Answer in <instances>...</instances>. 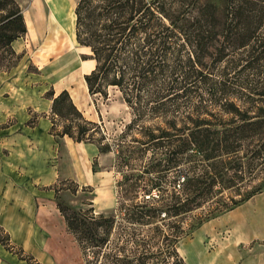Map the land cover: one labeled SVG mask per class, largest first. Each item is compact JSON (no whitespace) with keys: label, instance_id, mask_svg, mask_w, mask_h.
<instances>
[{"label":"trees","instance_id":"obj_1","mask_svg":"<svg viewBox=\"0 0 264 264\" xmlns=\"http://www.w3.org/2000/svg\"><path fill=\"white\" fill-rule=\"evenodd\" d=\"M74 16L88 92L116 87L132 117L112 144L63 88L57 134L130 171L116 212L59 205L66 225L84 264H188L181 239L264 188V0H77ZM26 30L19 2L0 0V57Z\"/></svg>","mask_w":264,"mask_h":264},{"label":"rangeland","instance_id":"obj_2","mask_svg":"<svg viewBox=\"0 0 264 264\" xmlns=\"http://www.w3.org/2000/svg\"><path fill=\"white\" fill-rule=\"evenodd\" d=\"M17 1L28 19L27 30L12 43L15 55L0 57V100L6 101L5 106L0 103V113L5 109L6 129L15 124V131L26 134L28 126L37 127L38 136H44L39 138L38 147L44 146L46 150L42 154L45 166L38 165L34 181L31 176L22 180L19 195L4 201L3 194L0 195L1 223L12 228L18 217H23L30 224L15 234L0 226V243L21 255L26 261L23 264H84L80 246L59 205L82 210L91 206L94 213L116 212L123 173L130 169L118 166L114 150L100 152L95 142L75 141L68 135L57 134L64 121L51 111L50 92L55 94L66 88L84 117L97 122L105 140L112 144L130 121L131 109L116 87L109 86L106 96L88 92L84 73L91 63L83 54L89 53V49L77 43L74 33L77 1L66 2L56 10L57 19L46 5L35 14L47 17L48 23L43 25L31 23L37 10L27 8L30 0ZM12 94L19 100L11 99ZM146 123L165 126L160 118ZM95 135L100 136V132ZM5 155L1 150L0 164L4 167ZM10 155L13 163L20 157L15 149ZM7 175L6 184L21 180L14 170ZM224 194L230 193L225 190ZM7 210L8 214L14 212L15 217L8 215ZM206 210L207 204L194 210L193 216H204ZM178 248L188 264H264V188L233 208L202 221L181 239Z\"/></svg>","mask_w":264,"mask_h":264},{"label":"crops","instance_id":"obj_3","mask_svg":"<svg viewBox=\"0 0 264 264\" xmlns=\"http://www.w3.org/2000/svg\"><path fill=\"white\" fill-rule=\"evenodd\" d=\"M77 0H30L28 3L27 8L32 9L33 11L37 10L36 13H34L33 19L31 23H36V24H47L48 19L38 17L37 12L41 10L42 8H45L47 5L51 12H52V17L57 19V12L56 10L60 9L61 7H64L66 2H71L74 3ZM25 20L27 21L28 19L25 17ZM90 61V68L89 70L94 66V60L92 58H88ZM88 70V71H89ZM86 71V72H88ZM56 94V93H55ZM13 100H19L18 98L15 97L14 94L11 95ZM1 105L6 104L5 99L1 98L0 100ZM4 109V108H3ZM5 109L2 110V113H0V151L3 150L5 151V161L4 164L6 167L0 164V195L2 197L1 199L4 201L7 197H15L20 194L22 191L21 183H23V179L27 181L28 176H31V180H35L37 178V173L36 169H38V165L42 164V167H44V157L43 155L45 154V151L43 148L44 146H39V138H43L44 136L41 135L40 137L38 136V131L36 126H28L26 130V134L19 133L15 131L16 125L13 124V126L10 125L8 129H6L5 125L3 124L6 120V113ZM27 114H25V117H27ZM44 126V125H43ZM45 127V126H44ZM12 133V134H11ZM12 135V136H11ZM8 136V137H7ZM11 136V137H10ZM17 150V153H19L20 157H18V160L16 163L11 162L9 159L11 158V153L13 150ZM42 151L41 154L39 151ZM43 154V155H42ZM12 170L16 171L17 177L20 178V181L16 182H11L6 184L8 181V173L12 174ZM31 180H28L29 182ZM4 183L2 186L1 184ZM10 186V188L7 191H3L6 187ZM19 186V187H18ZM8 211L6 213L8 214ZM12 212V211H11ZM9 212L13 217H15L14 212ZM8 214V215H9ZM29 217V215H27ZM18 222L14 225V227H7L9 225L5 223L0 222V226H5L8 231L11 234H15L19 229L25 228L29 226L30 224L27 223V219H20L18 217ZM30 229H28V232ZM27 236H29V233H26ZM25 240L26 237H25ZM12 248V247H11ZM26 263V261L21 257V255H17L16 251L7 249L2 243H0V264H23Z\"/></svg>","mask_w":264,"mask_h":264}]
</instances>
